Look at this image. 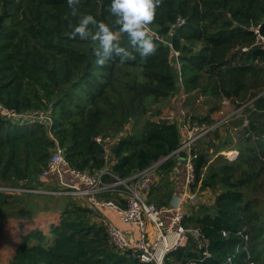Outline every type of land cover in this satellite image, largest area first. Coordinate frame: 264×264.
Masks as SVG:
<instances>
[{"label":"trees","instance_id":"16d2710c","mask_svg":"<svg viewBox=\"0 0 264 264\" xmlns=\"http://www.w3.org/2000/svg\"><path fill=\"white\" fill-rule=\"evenodd\" d=\"M0 3V100L18 111L47 112L52 119L29 125L0 118V185L24 189H0V226L8 218L20 219L9 228L15 234L11 239L18 241L8 264H154L116 251L78 196L29 189L55 188L40 176L55 143L51 131L65 148L69 165L89 172L106 168L127 177L168 156L147 196L169 204L178 162L173 151L183 131L178 119L151 117L161 112L158 103L181 89L187 98L212 92L232 100L250 92L256 117L242 129L233 159L221 153L228 142L215 144L222 136L220 126L209 132L206 147L199 143L193 187L211 189L215 197L191 208L184 223L200 235L189 233L164 264H223L232 254L235 264H243L247 250L249 259L264 264V201L257 195L264 175V41L259 39L264 37V0H159L150 23L154 32L149 33L154 52L141 57L116 26L118 43L135 59L121 63L113 54L102 65L95 62L96 42L68 33L84 13L114 20L107 10L110 0H79L75 16L67 0ZM179 16L185 18L181 25ZM134 117L142 123L141 131L127 132ZM194 118L214 122L210 115ZM249 130L256 137L246 135ZM96 135L105 139L98 142ZM179 163L185 171V163ZM50 177L55 181L56 173Z\"/></svg>","mask_w":264,"mask_h":264},{"label":"built area","instance_id":"2783aa9c","mask_svg":"<svg viewBox=\"0 0 264 264\" xmlns=\"http://www.w3.org/2000/svg\"><path fill=\"white\" fill-rule=\"evenodd\" d=\"M184 22L185 18L179 16L177 24L181 25ZM254 29L256 32L259 31L258 27H254ZM150 31L154 32L151 26ZM259 36L260 41H264V37L262 35ZM167 43L172 46L171 42L167 41ZM251 100L253 101V99ZM228 101L229 99L224 97L222 102L227 103ZM236 111L233 110L231 113ZM37 114H40V111H18L0 100V118L13 121L24 120L29 123L38 122L32 119ZM38 118L40 117H36L37 120ZM248 120L249 118L245 117V121ZM217 124L206 121L200 122L198 120L192 121L186 118L185 114L181 116L179 125L183 131V138L181 144L173 153H177L178 158L182 159L186 165V180L183 194L174 204L159 205L147 198V190L151 180L154 174H156L158 166L168 156L151 162L147 167L139 169L127 177H121L106 168L89 172L69 165L65 148L51 131L49 134L54 138L55 143L49 165L40 176L49 179L51 173H56L55 184L58 185V188H48L47 190L35 188L29 190L53 194L89 195L90 202L88 206L96 212L93 215L94 221L104 226L109 243L116 251L131 253L132 256L142 262L164 264L166 255L180 245L185 244L189 233L196 236L200 235L197 228L188 227L184 223L187 216L191 214V210L186 207V201L193 203L191 208L204 203L205 197L202 194L203 191L199 186L195 189L193 187L196 183L193 159L197 156L199 143L206 138L210 131L216 128ZM245 125L249 126V123ZM254 137L256 136L254 135ZM110 138L109 136L106 137V139ZM104 139L102 135L95 136V140L98 142H102ZM182 153H185V155H182ZM238 153L235 149L224 151V155L230 159L237 157ZM64 169L78 182L76 183L67 179ZM106 174L109 175V179L105 178ZM5 189H8L10 192L14 190V188ZM105 192L112 195V197H101V194ZM100 206L113 210L126 227L119 226L105 213L98 214L97 208ZM165 213L169 214L168 220L164 218ZM244 239L246 243L248 241L247 234L244 236ZM245 247L247 246L245 245ZM249 257L243 264H263L255 262L249 259ZM190 263L195 264L198 262L193 260ZM223 264H235V255L228 256L227 261Z\"/></svg>","mask_w":264,"mask_h":264},{"label":"rangeland","instance_id":"374dc122","mask_svg":"<svg viewBox=\"0 0 264 264\" xmlns=\"http://www.w3.org/2000/svg\"><path fill=\"white\" fill-rule=\"evenodd\" d=\"M2 8V5L0 3V9ZM263 67H264V62L262 63ZM252 91V90H251ZM182 91L179 90V92H177V94L173 95L170 99L168 100H162L160 103H158L156 106H160L162 109V116L165 118H169V119H173V120H177L180 123V118L182 115L185 114L186 118H188L189 120H192L193 116H206V115H210L211 118L214 119V124L218 123L217 126L221 127V138L220 139H215V144H220L222 141H226L229 143L231 148H235L238 147V145L241 142L242 139V135H243V130L244 127L246 126V123L251 122V118H255L256 115L255 113H253L254 109H255V104L252 100L253 98L250 99H242L240 97H237L236 99L232 100L228 97H226V99H229V101L227 103H223V99L222 96L218 95V94H214L212 92H198L195 94H192V96L186 99L185 102H183V100H181V102L179 103V95L181 94ZM264 92V87L263 90L261 91V93ZM250 94H247V96ZM249 100V101H248ZM254 100V99H253ZM248 101V102H246ZM241 102L243 104H241ZM247 108V109H246ZM35 110V109H33ZM233 110H237L234 113H231ZM30 111V110H29ZM39 111V110H38ZM252 112V114H251ZM231 113V114H230ZM230 114V115H229ZM41 115V116H40ZM160 115V116H161ZM172 115V116H171ZM160 116H155L156 119H159ZM36 117H40L38 118V120L36 119ZM151 117V116H149ZM245 117H248L249 120L245 121ZM35 121H40V122H47L48 124L52 123V119L49 113L44 112V111H40V114H37L36 116H34ZM195 120H198L197 118H194ZM139 118L138 117H134L128 124L127 127V132L131 131L133 129H136L138 132L141 131L142 128V123L138 122ZM194 121V120H192ZM36 122H29V125H33ZM255 134L254 131L249 130L247 131L246 135H252ZM209 135L206 136L204 142H203V146H207L209 143ZM201 143V142H200ZM213 147H210V151L212 150ZM65 170V169H64ZM65 175L66 178L68 179V173L65 170ZM70 176V175H69ZM57 178V176H56ZM56 180H52V178L50 179V182L48 185L53 186L55 188H58V185L55 184ZM45 183V181H44ZM43 186L44 184H38ZM0 188H2V190H4L5 188H10V187H6V186H1ZM20 188V187H18ZM51 188V187H49ZM35 189V188H32ZM37 189H44L47 190L48 188H37ZM8 191V189H5ZM22 191V190H21ZM203 191V196L205 197V199H207L208 201L206 202L207 204L210 203V201L212 202L211 199L212 194L215 195V192L211 189H206L202 190ZM11 192H19L17 189L12 190ZM47 194H53L50 192H44ZM57 195H62V194H57ZM67 195H71V194H67ZM257 195L259 197V199L261 201H264V175L260 178L259 180V185H258V192ZM80 196V195H78ZM202 196V198H203ZM201 198V199H202ZM62 199V196H61ZM51 200V199H50ZM49 200L50 204H54L53 201ZM62 202V201H61ZM43 203V201H42ZM193 205V203H190L188 201H186V207L188 209L191 210V206ZM1 214V212H0ZM20 219H13V218H8L6 220V222L3 223L2 226H0V264H8L9 258L12 255V253L14 252V245L16 243V241H18L16 238L11 239V237L15 234H13L12 232H9V228L10 226L12 227L13 224L17 223ZM243 248H247L245 246H242ZM237 251H240L237 250ZM248 254L246 255L245 259H247L250 254H249V250L247 251ZM179 264V263H178ZM188 264H190L188 262Z\"/></svg>","mask_w":264,"mask_h":264},{"label":"clouds","instance_id":"9594fccd","mask_svg":"<svg viewBox=\"0 0 264 264\" xmlns=\"http://www.w3.org/2000/svg\"><path fill=\"white\" fill-rule=\"evenodd\" d=\"M71 14L77 15L79 0H67ZM159 0H110L108 12L114 17L111 22L98 20L92 13L80 15L78 23L71 26L69 37L90 38L96 42L93 52L97 64H104L113 54L119 56L121 63L135 59L125 48L120 46L119 32L126 33L129 42L141 57H147L155 50L153 36L150 35V23L154 19Z\"/></svg>","mask_w":264,"mask_h":264},{"label":"crops","instance_id":"0c3cea01","mask_svg":"<svg viewBox=\"0 0 264 264\" xmlns=\"http://www.w3.org/2000/svg\"><path fill=\"white\" fill-rule=\"evenodd\" d=\"M180 91H182L181 93H182V96H183V98L182 99H180L179 100V103L181 102V100H183V102H185L186 101V99H187V92H185V91H183L182 89L180 90ZM248 94H250V92L248 93ZM225 96H222V98H224ZM250 98H252V97H250V95H248L245 99H250ZM251 100V99H250ZM249 101V100H248ZM248 101H246V102H248ZM161 108V107H160ZM162 109V108H161ZM162 114V110H161V112L159 113V114H157V115H155V116H160ZM155 116H152L151 118L152 119H156L155 118ZM172 116V115H171ZM163 118H165V117H163L162 115L160 116V118L159 119H163ZM159 119H156V120H159ZM171 120H173V119H171ZM205 140V138L202 140V141H204ZM229 149H235V150H237V148L235 147V148H231V147H228V148H225V149H223L222 151H221V153H223L224 154V151H227V150H229ZM238 151V150H237ZM180 158H178V162H177V165H176V167L177 168H175V170H173V172H172V174H171V177L173 178V184H172V187L175 189V192L173 193V196H172V199H171V202H169V204H174L175 202H177L178 201V199L182 196V194H183V191H184V187H185V180H186V170L184 171V165L182 164L181 166H180V163L179 162H184L182 159H180ZM50 179H51V177H49V182H50ZM68 179L70 180V181H73V182H78V181H76L75 179H73L71 176H69L68 175ZM152 179H154V180H158L159 179V176L157 175V173L156 174H154V176H153V178ZM183 183V185L182 186H180L181 184ZM205 191H206V189H205ZM74 196H77V195H74ZM79 198V201L81 202V203H83V204H85V205H87L88 206V204H89V198L87 197V196H78ZM214 197H215V195L214 194H212V197H211V199H209V200H212L213 201V199H214ZM147 198H148V196H147ZM208 200L207 199H205L204 200V203H206ZM210 203H211V201H210ZM194 208H196L195 206H194ZM98 214H100V213H105L110 219H112L116 224H118L119 226H121V227H123V228H125L126 227V225L125 224H123L121 221H120V219L118 218V216L116 215V213L113 211V210H111V209H109V208H105V207H100V208H98ZM95 213L96 212H94L93 211V215H95ZM92 215V219L94 220V216ZM164 218L166 219V220H168V218H169V214H167V213H165V215H164ZM135 233H136V228H135Z\"/></svg>","mask_w":264,"mask_h":264},{"label":"bare ground","instance_id":"6f19581e","mask_svg":"<svg viewBox=\"0 0 264 264\" xmlns=\"http://www.w3.org/2000/svg\"><path fill=\"white\" fill-rule=\"evenodd\" d=\"M10 188H14V187H10ZM14 189H17L18 191H21V190H24L22 188H14ZM40 190H44V189H40ZM35 192H41V193H44V191H35ZM62 195H67V194H62ZM71 195H74V194H71ZM78 196V195H77ZM80 196H87L89 198V202H90V196L89 195H80ZM101 197H104V198H111L112 195H110L109 193L105 192V193H102V196ZM89 207V206H88ZM101 207V206H100ZM98 207V208H100ZM97 208V209H98ZM92 210V209H91ZM93 211V210H92Z\"/></svg>","mask_w":264,"mask_h":264},{"label":"water","instance_id":"95a60500","mask_svg":"<svg viewBox=\"0 0 264 264\" xmlns=\"http://www.w3.org/2000/svg\"><path fill=\"white\" fill-rule=\"evenodd\" d=\"M178 85H181V80L177 82ZM182 155H185V153H182Z\"/></svg>","mask_w":264,"mask_h":264}]
</instances>
